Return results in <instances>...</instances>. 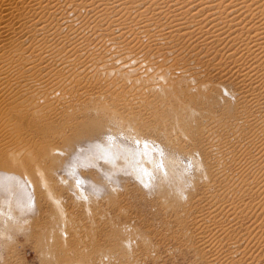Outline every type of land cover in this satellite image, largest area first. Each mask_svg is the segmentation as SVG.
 <instances>
[{"label": "bare ground", "instance_id": "1", "mask_svg": "<svg viewBox=\"0 0 264 264\" xmlns=\"http://www.w3.org/2000/svg\"><path fill=\"white\" fill-rule=\"evenodd\" d=\"M142 1H150V4L135 13ZM151 23L157 27L149 28ZM173 38L188 40L190 50L195 52L205 50L209 54L213 51L216 56L226 53L232 63L224 66L217 62L213 71L207 70L206 73L201 66H197L188 75H183L174 71L178 61L167 62L162 57L163 53L153 62L144 60L170 49L172 45L168 44ZM147 39L153 43L140 48ZM91 43L94 44L91 46ZM108 44L112 46L108 47ZM116 44H121L120 51H125L123 53L139 55L131 60L128 56L114 59L113 55H103L101 60L90 57L99 50L109 53ZM84 53L90 58L81 60L80 55ZM259 65L264 66V0H0V167L8 168L27 157L35 163L36 158L28 151L30 141L14 128L25 126L32 129L35 123L33 115L45 111L59 116L67 115L64 106L51 107L49 99L58 96L59 101L65 99L68 102L74 97L69 90V73L71 76L82 71L97 75L105 74V70L115 75L118 73L120 77L110 79L105 74L97 78L96 83L105 89L120 86L127 97L128 92L133 91L135 95L129 92L132 97L127 98L132 101L130 110L139 111L146 101L141 97L159 90L166 97L174 96L182 103V109L189 110L192 107L187 103L183 105L180 97L183 99L191 94L187 84L190 77H199L204 73L209 80L217 75L221 82L228 79V72L232 70L239 110L232 114L228 112V107H223L220 112L201 109L200 115H204L206 126L192 132L195 137L190 145L179 144L176 137L179 145H173L172 149L180 155L188 154L193 160H200V164L196 163L202 166L204 179L207 178L205 191L211 198L217 196L215 207L224 210L222 221H219L217 207L207 211V214L198 211L192 219L196 249L205 254L207 264H262L264 79L259 82L258 75L264 77V71L258 75L255 74L259 70L253 72L259 69ZM143 79L155 81L145 84ZM155 82L162 83L159 85ZM77 84L78 80H73V85ZM198 87L200 85L196 86L197 93L193 99L197 103L198 96H205L198 95ZM137 93L140 95L137 96ZM88 103L81 105L83 117L90 110L97 112L105 109L113 114L120 112L118 108L103 103ZM74 125L75 140L93 136L103 126L100 121L85 119L77 120ZM227 129H232L230 135ZM96 144L93 148L96 153L80 154L78 160L72 163L73 167L67 170L71 175L78 165L100 167L98 160L108 162L111 171H116L114 168L124 166L126 159L131 158H127L131 154L129 150L121 146L116 149V143H110L108 138L106 142ZM237 151L240 155L236 157ZM146 154L149 156L148 151ZM165 163L168 175L177 181V191H183L186 186L181 174L168 161ZM36 174L37 180L26 171L23 176L10 171L0 172V195L3 197L0 200L1 214L11 216L32 210L35 202H32L31 194L35 189L62 209L59 196H54L51 190V179L44 168L37 164ZM231 178L234 180L231 189L225 187L222 191L218 190L222 182ZM190 186V195L200 189L197 183ZM215 190H218L217 194ZM239 190L256 197L251 212L246 210L242 200L229 199L231 192L235 195ZM239 211L242 217L237 215ZM249 241H254L252 249H258L259 255H253V251L249 252L244 244L240 248L241 242Z\"/></svg>", "mask_w": 264, "mask_h": 264}, {"label": "rangeland", "instance_id": "2", "mask_svg": "<svg viewBox=\"0 0 264 264\" xmlns=\"http://www.w3.org/2000/svg\"><path fill=\"white\" fill-rule=\"evenodd\" d=\"M147 4H150V1H142L134 12L144 9ZM146 13L149 14L147 11ZM148 27L157 26L151 23ZM151 39H147L140 48L152 44ZM94 43H91V46ZM168 45L172 47L144 60L153 62L163 53L162 57L167 62L178 61V67L174 71L183 75H188L197 66H201L206 73L207 70L213 71L217 62L224 66L232 63L226 53L216 56L213 51L206 54L205 50H190L186 39L173 38ZM121 47V44H116L111 52L99 50L90 57L101 60L103 55H113L114 59L128 56L131 60L139 55L123 53L125 51H120ZM90 57L86 53L80 55L81 60ZM244 61L247 62L248 59ZM258 68L253 70H259L255 75L264 71L263 65ZM90 69L96 71L94 68L88 70ZM106 71L104 72L110 79L119 76L118 73L115 75L114 72ZM214 73L215 71L210 74ZM231 73L232 70L228 72V79L221 82L222 79L219 80L217 75L209 80L204 73L199 77H190L187 84L191 94L183 99L180 97V100L183 105L187 103L191 109L195 108L193 110L182 109L179 100H175L174 96L166 97L159 90L141 97L146 101L139 111L130 110L132 101L127 98L131 99L133 91H129L133 92L132 94L128 92L129 97L123 92L126 97L124 98L120 86L105 89L96 83L97 78L104 77L105 74L82 71L72 74V77L69 73L68 80L71 81H67L74 97L68 102L65 99L59 101L58 96L49 99L51 107L64 106L68 114L59 116L54 112L50 114L45 111L48 115L45 112L33 115L35 123L32 129L25 126L14 128L22 133L25 140L30 141L31 147L28 151L32 152V156L36 158L35 163L44 168L46 175L51 179V190L54 191V196H59L62 209L44 197L43 192L35 189L31 194L32 202H35L32 210L11 216L0 213V264H207L205 254L196 249L192 219L198 211L207 214V211L217 207L219 221H222L224 210L215 207L217 196L211 198L205 191L207 178L204 179L202 166L196 163L200 160H193L188 154L180 155L172 146H187L193 143L195 135L193 137L192 132L206 126L204 115H200L201 109L213 112L228 107V112L232 114L239 110L235 79ZM263 79L262 75H258L259 82ZM73 80H78V84L73 85ZM153 81L155 79L142 80L145 84ZM199 85L198 95L205 96H198L197 103L193 102V99L197 93L196 86ZM158 93H161V96H158ZM89 101L116 107L120 112L111 114L105 109H101L103 112L90 110L83 117L81 105ZM90 105L93 107L92 103ZM183 115L185 118H182ZM82 119L100 121L104 127L93 136L75 140L74 123ZM190 127L192 129H189ZM231 132L232 129H227L229 135ZM261 137L264 140V136ZM107 138L110 143H116V149L121 146L131 153L127 155V158H131L126 159L124 166L111 171L108 162L98 160L100 167L78 165L73 175L67 171L73 167L72 163L78 160L80 154L86 155V152L92 151L94 153V143L102 144ZM237 155H240L238 151L236 157ZM166 161L181 174L186 186L183 191H177V181L168 175ZM35 163L27 157L18 164L12 163L8 168L0 167V172L10 171L23 176L26 171L37 180ZM140 172L142 176L144 174L143 177ZM194 183H197L200 189L190 195L189 187ZM221 184L218 190L222 191L225 187L231 189L234 180L231 178ZM218 190H215V194ZM228 197L236 201L242 200L246 210L250 212L256 199L254 195L242 190L235 195L231 192ZM2 198L0 195V200ZM237 215L242 217V212L239 211ZM252 242L254 241L241 242L240 248H243L244 244L249 252L253 251L252 254L257 256L259 251L252 249Z\"/></svg>", "mask_w": 264, "mask_h": 264}]
</instances>
